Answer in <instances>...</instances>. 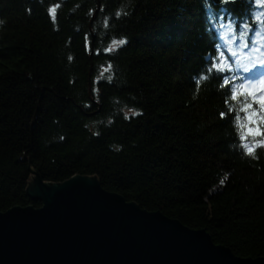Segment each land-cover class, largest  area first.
Masks as SVG:
<instances>
[{
    "label": "trees",
    "instance_id": "1",
    "mask_svg": "<svg viewBox=\"0 0 264 264\" xmlns=\"http://www.w3.org/2000/svg\"><path fill=\"white\" fill-rule=\"evenodd\" d=\"M224 30L226 66L255 62L264 0H0V213L41 206L30 169L85 176L264 258V113L218 68Z\"/></svg>",
    "mask_w": 264,
    "mask_h": 264
},
{
    "label": "water",
    "instance_id": "2",
    "mask_svg": "<svg viewBox=\"0 0 264 264\" xmlns=\"http://www.w3.org/2000/svg\"><path fill=\"white\" fill-rule=\"evenodd\" d=\"M32 173L26 194L44 206L0 213V264H264L234 257L203 230L127 203L95 179L43 184Z\"/></svg>",
    "mask_w": 264,
    "mask_h": 264
},
{
    "label": "rangeland",
    "instance_id": "3",
    "mask_svg": "<svg viewBox=\"0 0 264 264\" xmlns=\"http://www.w3.org/2000/svg\"><path fill=\"white\" fill-rule=\"evenodd\" d=\"M118 45H111V48L113 49V48H116ZM90 88H91V86H89V92H90ZM135 113L134 112H132V111H125V112H123V116H126V117H129V116H133ZM31 170V169H30ZM31 172V171H30ZM33 172V171H32ZM31 172V178H33L32 180H31V182H29V183H32L34 180H35V174H33ZM35 173V172H34ZM75 176V175H74ZM73 177V176H72ZM81 177V176H80ZM71 178V177H70ZM40 179H41V177H40ZM70 180V179H69ZM66 181H68V180H66ZM41 182H42V179H41ZM64 182V181H63ZM43 183V182H42ZM60 183H62V182H60ZM43 184H45V183H43ZM55 184V183H54ZM99 184V183H98ZM28 186V185H27ZM100 186V185H99ZM27 188V187H26ZM25 188V189H26ZM27 195V194H26ZM31 200V199H30ZM31 201H33V202H38V203H40L41 204V206L40 207H38L37 209H40V208H43V206H44V204H43V201L42 200H39V199H37L36 201H34V200H31ZM21 208V207H20ZM12 208H10V209H8V210H11ZM23 209V208H22ZM33 210H37V209H34V208H32ZM6 212V211H5ZM4 213V212H3ZM3 213H1V214H3ZM192 230V229H191ZM205 232V231H204ZM224 247V246H223ZM230 250V249H229ZM232 253V252H231Z\"/></svg>",
    "mask_w": 264,
    "mask_h": 264
},
{
    "label": "bare ground",
    "instance_id": "4",
    "mask_svg": "<svg viewBox=\"0 0 264 264\" xmlns=\"http://www.w3.org/2000/svg\"><path fill=\"white\" fill-rule=\"evenodd\" d=\"M231 252V251H230Z\"/></svg>",
    "mask_w": 264,
    "mask_h": 264
}]
</instances>
